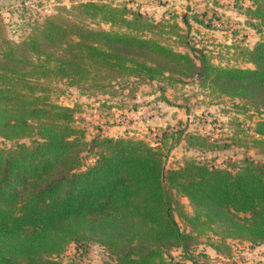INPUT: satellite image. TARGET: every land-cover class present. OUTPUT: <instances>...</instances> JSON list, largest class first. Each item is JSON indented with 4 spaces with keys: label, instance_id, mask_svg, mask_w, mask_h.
<instances>
[{
    "label": "trees",
    "instance_id": "1",
    "mask_svg": "<svg viewBox=\"0 0 264 264\" xmlns=\"http://www.w3.org/2000/svg\"><path fill=\"white\" fill-rule=\"evenodd\" d=\"M234 1L261 31L264 0ZM31 24L14 40L0 19V264H81L60 257L70 244L89 243L114 264H212L201 245L232 256L234 243L264 244V161L187 158L170 168L165 134L157 145L100 133L90 140L77 109L51 99L62 81L99 91L124 78L197 81L261 116L246 136L264 154V39L238 50L250 67H227L198 47L186 16L182 25L175 16L155 21L125 5L77 0ZM186 143L202 152L216 144L203 135ZM210 234L216 241H204Z\"/></svg>",
    "mask_w": 264,
    "mask_h": 264
},
{
    "label": "rangeland",
    "instance_id": "2",
    "mask_svg": "<svg viewBox=\"0 0 264 264\" xmlns=\"http://www.w3.org/2000/svg\"><path fill=\"white\" fill-rule=\"evenodd\" d=\"M58 1L61 0H0V19L3 20L2 29L6 37L14 40L24 37L35 20L37 7ZM94 1L125 5L155 21L175 16L182 24V18L186 16L192 27L190 37H195L198 47H206L216 57L215 63L227 67H250L238 50L252 47L264 39V28L258 32L251 29L234 0ZM248 4L245 2V5ZM194 16L203 20L204 24L195 22ZM167 43L185 51L179 42L167 40ZM51 91L52 101L77 109L78 124L86 130L90 140L96 133L143 139L153 145H157L160 138L164 139V134L169 143L175 138L180 139L177 146L170 150L169 143L166 147L161 146L167 155L166 166L170 168L180 166L187 158L217 166L238 163L244 157L264 161V154L246 136L250 131L247 127L261 116L250 113L248 108L234 106L243 101L219 95L197 81L170 84L168 80L161 79L144 83L124 78L101 91L70 86L62 81L54 83ZM190 135L210 137L216 144L212 150L206 147L203 152L197 147L189 148L186 139ZM232 139L238 141L233 143ZM91 161L88 159L89 163ZM182 202L191 214L190 202L186 198H182ZM177 219L183 228V222L179 217ZM210 235L204 241H216V236ZM199 250L208 253L212 264H264V244L250 249L247 243H234L232 256L217 253L207 245H201ZM172 252L179 257L178 250ZM60 258L65 262L75 260L81 264H114V257L96 243L70 244Z\"/></svg>",
    "mask_w": 264,
    "mask_h": 264
},
{
    "label": "built area",
    "instance_id": "3",
    "mask_svg": "<svg viewBox=\"0 0 264 264\" xmlns=\"http://www.w3.org/2000/svg\"><path fill=\"white\" fill-rule=\"evenodd\" d=\"M76 1L71 2L70 0H61L58 2H52L48 5H41L37 7V13L34 21H43L47 16L52 15L57 12L58 7H66L69 8L72 4L76 3Z\"/></svg>",
    "mask_w": 264,
    "mask_h": 264
},
{
    "label": "crops",
    "instance_id": "4",
    "mask_svg": "<svg viewBox=\"0 0 264 264\" xmlns=\"http://www.w3.org/2000/svg\"><path fill=\"white\" fill-rule=\"evenodd\" d=\"M249 3V2H248ZM234 4L236 5V3H235V1H234ZM249 5V4H248ZM248 5H245V3H244V6H248ZM241 12V11H240ZM242 13V12H241ZM243 15V14H242ZM244 16V15H243ZM246 18V17H245ZM110 136H112V135H110ZM115 137V136H114Z\"/></svg>",
    "mask_w": 264,
    "mask_h": 264
}]
</instances>
